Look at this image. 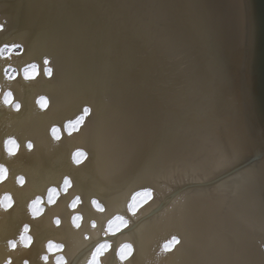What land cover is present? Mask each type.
<instances>
[{
	"label": "bare ground",
	"instance_id": "1",
	"mask_svg": "<svg viewBox=\"0 0 264 264\" xmlns=\"http://www.w3.org/2000/svg\"><path fill=\"white\" fill-rule=\"evenodd\" d=\"M3 47L0 264H264V0H0Z\"/></svg>",
	"mask_w": 264,
	"mask_h": 264
},
{
	"label": "rangeland",
	"instance_id": "2",
	"mask_svg": "<svg viewBox=\"0 0 264 264\" xmlns=\"http://www.w3.org/2000/svg\"><path fill=\"white\" fill-rule=\"evenodd\" d=\"M2 49H4V51H3V53H5V51L7 50V47H3ZM13 49L14 50H18L19 49V47L18 46H15V47H13ZM36 70H37V67H36V65L34 64V63H29L28 65H26L25 67H24V69H23V73H24V75H26V76H29V75H33V74H35L36 73ZM7 73H8V75H11V76H13L14 74H15V70L14 69H11L10 67L7 69ZM9 97V95H7V98ZM40 103L43 105L44 104V99L43 98H40ZM78 118V117H77ZM76 118V119H77ZM75 119V120H76ZM74 121V120H73ZM71 122V121H70ZM70 122L67 124V128L69 129V130H71V124H70ZM54 133L55 134H57V130L55 129L54 130ZM8 148L10 149V150H13V148H14V142L12 141V140H10L9 142H8ZM80 151H76L75 152V154H74V157H75V159L76 160H79V159H81V157L83 156V153L82 152H80ZM3 168L2 167H0V178L3 176ZM66 182H64V186H66V184H65ZM147 191V190H146ZM142 192H144V191H140V192H138L137 194H135L134 195V197L132 198V202H131V206L132 207H135L136 206V204H138V203H140L141 201H143L144 200V198H147V197H143L142 195H138V194H141ZM56 196V190H54V189H50L49 190V192H48V200H53L54 199V197ZM4 204H8V202H9V200H8V197L7 196H5L4 197ZM74 202H75V200H74ZM31 209H32V211L34 212V213H37V212H39L40 211V209H41V205H40V202H38L37 200H34L33 202H32V204H31ZM78 219H77V216H75V218H74V221H77ZM122 223V219H120L119 217H116V218H114L113 220H111V222L109 223V226H110V228L111 229H115L116 227H118L120 224ZM25 236H27L26 234H24ZM51 245H52V247L50 248L51 250H55V249H57L58 248V246L56 245V244H54V243H50ZM101 247H105V244L103 243V244H101ZM124 252H123V255H125L128 251L127 250H129V248H128V246H126V245H124L122 248H121ZM121 249H120V252H121ZM98 252H99V248H98ZM57 259L58 260H61L60 259V256H57ZM97 258H96V255H95V261H94V264H96L97 263ZM91 263H93V259L91 260Z\"/></svg>",
	"mask_w": 264,
	"mask_h": 264
},
{
	"label": "snow or ice",
	"instance_id": "3",
	"mask_svg": "<svg viewBox=\"0 0 264 264\" xmlns=\"http://www.w3.org/2000/svg\"><path fill=\"white\" fill-rule=\"evenodd\" d=\"M3 51H4V49H0V53H2ZM46 63H47V61H46ZM46 73H47V74H50V70H47ZM89 111H90V110H89L87 107H85V108L83 109V113H84V114L81 115V116H79L76 120L70 122V124H71V129H72V130H76L77 127H78L79 125L82 124V122L84 121L86 115L89 114ZM80 152L83 153V157L86 156V153H85L84 151H80ZM79 162H80V161H79ZM138 195H142L143 197H150V191H144V192H142L141 194H138ZM125 227H127V224H125ZM24 231L27 232V228H25ZM20 242H21L25 247H27L28 244L31 242V237H29V236H25L24 234H21V236H20ZM179 242H180L179 239H178L177 237L173 236V237L171 238V240H170L169 242H167V243L164 245V247H165L166 250H169V251H170L171 248L169 247V245H171V246H175V245L178 244ZM9 246H10V247H15V243H14V242H10V243H9ZM51 247H52V245L49 244V248H51ZM97 248H99V251H101V250L104 249V248L101 247L100 245H98ZM123 252H124V251L121 249L120 254H121L122 256H123ZM94 261H95V254L93 255V264H94Z\"/></svg>",
	"mask_w": 264,
	"mask_h": 264
}]
</instances>
